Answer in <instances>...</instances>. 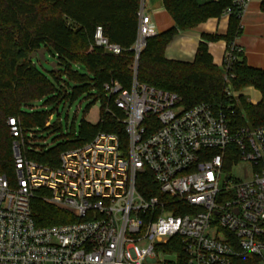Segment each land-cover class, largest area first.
<instances>
[{
    "label": "built area",
    "instance_id": "1",
    "mask_svg": "<svg viewBox=\"0 0 264 264\" xmlns=\"http://www.w3.org/2000/svg\"><path fill=\"white\" fill-rule=\"evenodd\" d=\"M233 3L243 17L249 0ZM154 36L141 6L135 61ZM96 48L123 52L100 27L90 51ZM235 60L227 51L230 99L236 98L230 87ZM103 96V111L121 116L126 145L117 135L98 133L63 152L57 168L28 159L35 131L25 133L19 118L7 120L15 177L0 171V264H232L246 255L264 264V127L234 131L227 115L210 105L185 110L176 94L140 84L136 76L129 89L104 84ZM226 159L236 162L227 167ZM238 163L252 165L250 179L231 176ZM147 170L167 200H145L137 192V176ZM38 191L75 221L38 227L31 209ZM170 245L179 252H167Z\"/></svg>",
    "mask_w": 264,
    "mask_h": 264
},
{
    "label": "trees",
    "instance_id": "2",
    "mask_svg": "<svg viewBox=\"0 0 264 264\" xmlns=\"http://www.w3.org/2000/svg\"><path fill=\"white\" fill-rule=\"evenodd\" d=\"M175 27L147 40V45L135 61L132 48L139 29L142 0H0V171L14 180L12 138L7 126L11 117L19 118L25 133L41 131L61 134L52 141L51 148L35 145L25 150V156L39 164L57 168L60 155L83 147L98 133L117 135L126 145L127 136L120 122L121 116L105 113L107 103L103 85L117 81L126 89L136 76L140 84L176 94L181 106L191 109L205 103L217 113L227 115L234 131L242 127H264V70L248 66L235 46L242 32L241 9L233 0H217L199 5L197 0H162ZM264 10V4L262 5ZM229 15L225 36L203 35L194 62L170 61L165 57L167 45L181 31L193 29L211 18ZM112 44L119 45L120 56L106 53L102 48L90 51L97 28ZM224 40L227 51L233 50L236 60L230 74L231 90L237 93L252 87L261 94L257 105L239 95L237 101L226 95L228 83L225 72L213 63L208 42ZM41 51L44 52L41 55ZM53 58L52 75L56 85L39 69L38 63ZM81 68L85 69L82 73ZM98 90L102 103L99 123L95 126L83 121L77 134L71 130L65 136L60 123L47 126L53 113L35 112L41 101L72 104L87 90ZM41 130V131H40ZM41 132V133H42ZM62 139V142L59 140ZM35 141L37 140L35 136ZM44 141V138H41ZM38 148V149H37ZM235 160L226 159L229 167ZM136 190L145 199L167 200L160 192L152 173L145 171L136 179ZM173 207H170V210ZM32 217L38 227H52L72 223L75 218L67 211L49 205L44 192L38 191L31 202ZM169 210V209H168ZM185 213H190L188 209ZM170 245L167 252H179ZM232 264H261L251 255L239 256Z\"/></svg>",
    "mask_w": 264,
    "mask_h": 264
},
{
    "label": "crops",
    "instance_id": "3",
    "mask_svg": "<svg viewBox=\"0 0 264 264\" xmlns=\"http://www.w3.org/2000/svg\"><path fill=\"white\" fill-rule=\"evenodd\" d=\"M217 0H197L199 5L209 4ZM264 0H249L247 9L241 20L242 32L236 38L234 44L240 50L241 56L248 66L264 70ZM142 8L146 14H150L156 35L164 33L175 27V23L167 13L162 0H142ZM229 27V15L219 18H211L199 26L181 31L167 45L165 57L170 61L192 63L200 43L205 42L203 35L225 36ZM208 52L213 63L223 68V60L227 52V44L224 40L208 42ZM247 98L253 105L261 101V94L252 87L238 93Z\"/></svg>",
    "mask_w": 264,
    "mask_h": 264
},
{
    "label": "rangeland",
    "instance_id": "4",
    "mask_svg": "<svg viewBox=\"0 0 264 264\" xmlns=\"http://www.w3.org/2000/svg\"><path fill=\"white\" fill-rule=\"evenodd\" d=\"M50 64H53V58L51 56L46 57V62L38 63L39 69L45 74V76L50 80L51 83L56 85V80L52 73V68ZM82 73H85V69L81 68ZM236 98L235 100L238 102L239 95L237 92H234ZM98 90H87L85 94H81L74 102L71 104H67L66 102H62L59 106L58 112L55 111L56 104H47L44 101L38 102L34 106L35 112H45V113H53V118L51 120V124L60 123L63 133L65 136H68L71 130H74L77 134L81 131V123L83 121L89 123L92 126H95L99 123L102 103L99 99H97ZM246 98V97H245ZM247 99V98H246ZM37 131V130H30ZM41 131V130H40ZM42 132V131H41ZM36 134V145L45 146L46 148H51L55 144L53 143V139L61 137V134H49L46 132ZM41 138L45 140L42 141ZM34 142V141H33ZM62 142V139L59 140ZM34 145L28 144L27 150H33ZM253 168L250 163H238L232 167L231 176L237 180H248L252 177Z\"/></svg>",
    "mask_w": 264,
    "mask_h": 264
},
{
    "label": "water",
    "instance_id": "5",
    "mask_svg": "<svg viewBox=\"0 0 264 264\" xmlns=\"http://www.w3.org/2000/svg\"><path fill=\"white\" fill-rule=\"evenodd\" d=\"M44 54V52L43 51H41V55H43ZM52 66H55V64H52Z\"/></svg>",
    "mask_w": 264,
    "mask_h": 264
}]
</instances>
